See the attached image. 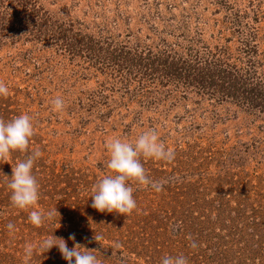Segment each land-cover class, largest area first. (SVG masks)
<instances>
[{
  "label": "rangeland",
  "instance_id": "obj_1",
  "mask_svg": "<svg viewBox=\"0 0 264 264\" xmlns=\"http://www.w3.org/2000/svg\"><path fill=\"white\" fill-rule=\"evenodd\" d=\"M0 81V119L35 133L0 160V264H68L40 248L54 235L100 264H264V0H1ZM152 129L175 153L141 158L160 190L132 185L127 217L93 208L106 141ZM36 150L39 199L20 210L12 168Z\"/></svg>",
  "mask_w": 264,
  "mask_h": 264
},
{
  "label": "clouds",
  "instance_id": "obj_2",
  "mask_svg": "<svg viewBox=\"0 0 264 264\" xmlns=\"http://www.w3.org/2000/svg\"><path fill=\"white\" fill-rule=\"evenodd\" d=\"M8 95V87L0 81V96L7 97ZM52 105L53 110L60 113L65 107V102L57 97ZM34 134L32 117L28 114H22L7 122L0 119V160L7 161L12 151L21 154L28 153L30 140ZM106 148L110 154L106 167L111 170V174L105 176L94 186L91 206L101 213H115L127 217L137 208L132 185L140 187L148 185L157 191L160 190V186L146 174L141 158L172 162L175 159V153L159 140L155 129L143 132L134 143L120 138L108 140ZM40 157L39 150L33 151L12 168L13 174L8 185L12 190L10 199L13 206L20 210L34 208L38 202L39 185L32 170L34 162ZM56 212L57 210L54 209L42 214L32 210L29 220L33 226L41 227L45 220H51ZM7 228L11 232L14 225L9 223ZM69 239L75 242V234H70ZM94 239L99 241L100 237L95 235ZM189 239L191 240L190 237ZM54 246L58 248L62 258L68 261V264H73V259H75V264H100L97 256L93 254L94 250L83 251L79 243L69 248L63 238L55 235L45 239L40 248L46 252ZM190 246L193 249L198 247L195 241H191ZM32 255L33 246L26 245V259ZM161 264H188V260L183 255H166L162 258Z\"/></svg>",
  "mask_w": 264,
  "mask_h": 264
},
{
  "label": "trees",
  "instance_id": "obj_3",
  "mask_svg": "<svg viewBox=\"0 0 264 264\" xmlns=\"http://www.w3.org/2000/svg\"><path fill=\"white\" fill-rule=\"evenodd\" d=\"M1 1V0H0Z\"/></svg>",
  "mask_w": 264,
  "mask_h": 264
}]
</instances>
